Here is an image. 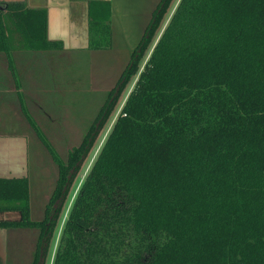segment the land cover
Returning a JSON list of instances; mask_svg holds the SVG:
<instances>
[{
    "label": "trees",
    "instance_id": "16d2710c",
    "mask_svg": "<svg viewBox=\"0 0 264 264\" xmlns=\"http://www.w3.org/2000/svg\"><path fill=\"white\" fill-rule=\"evenodd\" d=\"M171 1L159 0L120 77L138 73L72 200L52 264H264V0H179L140 69ZM28 11L0 1V45L13 30L3 15L21 18L15 25L32 47L47 45L43 13ZM98 22L95 49L109 43ZM109 110L100 109V127ZM95 121L56 160L41 221L30 218L27 178L0 177V212L19 213L0 227L39 231L32 264L58 227Z\"/></svg>",
    "mask_w": 264,
    "mask_h": 264
},
{
    "label": "rangeland",
    "instance_id": "374dc122",
    "mask_svg": "<svg viewBox=\"0 0 264 264\" xmlns=\"http://www.w3.org/2000/svg\"><path fill=\"white\" fill-rule=\"evenodd\" d=\"M152 1L114 0L107 11V15L109 8L114 13L110 18L111 43L108 49L70 52L55 59L53 64L36 62L32 69L33 76L28 83L24 81L31 99L25 98L19 102L17 91H11L12 89H8V93L0 94L1 134H24L28 139L29 211L31 220L36 222L43 219L44 207L55 187L58 174L56 160H65L69 151L80 145L91 130L102 107L110 108L101 127L99 126L101 118L95 121V126L98 128L92 133L94 141L88 152L77 162L79 169L63 202L58 227L49 241L41 264H52L55 245L72 200L137 77L138 73L133 74L128 82H123L124 77L120 78L131 53L143 36L144 27L150 19L148 15ZM175 1L171 2L157 32L144 47L145 51L138 62V68H142ZM5 95L15 98L17 113L9 112L10 101H7L9 96L5 99ZM21 103L23 105L20 107ZM109 103L110 105L107 106ZM17 122H24L26 126ZM71 173H74V168ZM61 198L56 207L61 203ZM6 204L0 201V207ZM12 204L8 203V205ZM28 232L35 240L37 239V228ZM8 264H12L10 260Z\"/></svg>",
    "mask_w": 264,
    "mask_h": 264
},
{
    "label": "crops",
    "instance_id": "0c3cea01",
    "mask_svg": "<svg viewBox=\"0 0 264 264\" xmlns=\"http://www.w3.org/2000/svg\"><path fill=\"white\" fill-rule=\"evenodd\" d=\"M0 1L20 2L24 5L26 10H29L27 12L28 17L31 14L30 11L33 13L40 11L43 13L46 20L45 35L47 45H43L44 47H32L30 45L31 43H28L25 33L21 31V29L19 30L15 25V23H19L21 18L16 19V17L11 15L9 21L6 16L3 15L4 24H8L13 30L10 33L6 31L7 40L0 45V94L8 93V89L17 91V99L19 102H21V100L23 101L25 98L31 99V96L27 94L28 89L24 81L28 83V80L33 76L32 69L36 62L53 64L55 59L61 58L70 52L104 50L108 49L110 46L111 40L109 39L108 44H106V42L104 43V40H102L103 42H101L102 45L100 48H91L90 45L95 40V36L94 38L91 36V20H93V17H96V20H99L98 27L101 30L106 29V26H108L110 35V18L113 17L114 13L112 9L110 10L109 8V14L107 15V11L108 6H110L114 0ZM178 1L179 0L175 1L170 15ZM158 2L159 0H153L150 3L151 6L149 9L151 10L149 11V18H151ZM18 16H21V13H19ZM96 33L97 32L94 31V35H97ZM20 89L24 94L20 92ZM5 96V99L9 96V100H7L10 101L9 112L13 114L17 113L15 98L11 95ZM21 105L23 104L21 103L20 107ZM24 117L27 120V116L25 115ZM17 123L26 126L24 122ZM1 133L2 132H0V177L27 178V136L24 134ZM18 218L19 213L16 211L0 212V219L17 220ZM31 229L34 230L36 228L0 227V264H8L9 260L12 264H32L38 242V235L35 240L34 236L28 232V230ZM41 249L42 246L40 247V250Z\"/></svg>",
    "mask_w": 264,
    "mask_h": 264
},
{
    "label": "water",
    "instance_id": "95a60500",
    "mask_svg": "<svg viewBox=\"0 0 264 264\" xmlns=\"http://www.w3.org/2000/svg\"><path fill=\"white\" fill-rule=\"evenodd\" d=\"M57 203H58V202H57ZM41 251H42V249L40 250V254H41ZM42 259H43V257H41V255H40V258H39V261H38L37 264H41V263H42Z\"/></svg>",
    "mask_w": 264,
    "mask_h": 264
}]
</instances>
